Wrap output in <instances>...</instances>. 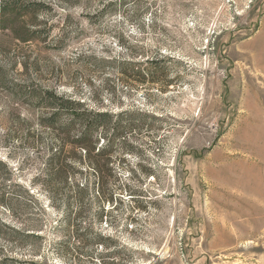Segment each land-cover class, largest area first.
I'll use <instances>...</instances> for the list:
<instances>
[{
    "label": "rangeland",
    "instance_id": "obj_1",
    "mask_svg": "<svg viewBox=\"0 0 264 264\" xmlns=\"http://www.w3.org/2000/svg\"><path fill=\"white\" fill-rule=\"evenodd\" d=\"M31 1L50 7L36 40L0 25V264H264V0ZM30 85L126 112L111 204L67 219L34 185Z\"/></svg>",
    "mask_w": 264,
    "mask_h": 264
},
{
    "label": "trees",
    "instance_id": "obj_2",
    "mask_svg": "<svg viewBox=\"0 0 264 264\" xmlns=\"http://www.w3.org/2000/svg\"><path fill=\"white\" fill-rule=\"evenodd\" d=\"M43 9L47 11L50 7L39 1L0 0V25L20 43L36 40L38 28H43L41 32H45L49 22L47 12ZM161 61L155 59L150 62L155 72L149 73L152 85L158 84L156 71ZM122 63L129 65L128 62ZM22 67L25 76L28 68L24 64ZM136 74L138 82L142 83L144 75L140 72ZM121 75L125 77L124 72ZM2 82L4 84L3 78ZM15 91L16 97L36 112L33 126L19 118L22 136L18 140L34 149L39 156L36 158L40 170L34 185L40 186L47 194L53 210L69 219L75 208L81 209L86 196L94 191L100 190L108 204L126 191L123 183L111 174V167L117 159L115 157L122 158L128 154L124 133L130 130V125L125 122L126 112L115 115L101 111L98 106L90 107L83 100L59 94L53 89L33 88L32 85L19 86ZM98 133L101 134V144L97 140ZM118 145L121 147L115 155L113 148ZM40 151H44V154L41 155ZM119 163H123L121 159ZM0 166L6 168L2 162ZM85 169L92 170L96 175H83L81 170ZM79 215L80 212L75 213V216ZM14 233L25 238H37L20 228Z\"/></svg>",
    "mask_w": 264,
    "mask_h": 264
}]
</instances>
